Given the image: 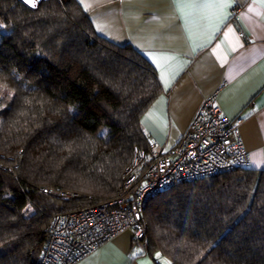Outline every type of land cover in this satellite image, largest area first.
Segmentation results:
<instances>
[{
  "label": "trees",
  "instance_id": "16d2710c",
  "mask_svg": "<svg viewBox=\"0 0 264 264\" xmlns=\"http://www.w3.org/2000/svg\"><path fill=\"white\" fill-rule=\"evenodd\" d=\"M0 24V264H40L54 214L126 194L123 171L150 145L139 119L161 88L77 0H0ZM143 213L148 252L168 264H264V168L178 182Z\"/></svg>",
  "mask_w": 264,
  "mask_h": 264
},
{
  "label": "crops",
  "instance_id": "0c3cea01",
  "mask_svg": "<svg viewBox=\"0 0 264 264\" xmlns=\"http://www.w3.org/2000/svg\"><path fill=\"white\" fill-rule=\"evenodd\" d=\"M77 1L99 36L131 45L155 70L161 91L139 119L150 145L170 151L202 100L215 95L227 119L243 120L247 167L264 168V0H216L226 6L208 9L177 8L174 0ZM159 257L126 229L75 264L167 261Z\"/></svg>",
  "mask_w": 264,
  "mask_h": 264
},
{
  "label": "built area",
  "instance_id": "2783aa9c",
  "mask_svg": "<svg viewBox=\"0 0 264 264\" xmlns=\"http://www.w3.org/2000/svg\"><path fill=\"white\" fill-rule=\"evenodd\" d=\"M19 1L35 9L47 0H36V7ZM242 121V118L227 119L216 105L215 95L204 98L185 133L170 151L162 153L149 145L148 151L135 152L122 174L121 187L126 194L52 216L40 264H75L126 229L146 247L143 209L151 196L181 181L247 166L248 152L238 130ZM42 191L58 198L77 197L75 193L55 192L51 188Z\"/></svg>",
  "mask_w": 264,
  "mask_h": 264
},
{
  "label": "snow or ice",
  "instance_id": "6c2138e0",
  "mask_svg": "<svg viewBox=\"0 0 264 264\" xmlns=\"http://www.w3.org/2000/svg\"><path fill=\"white\" fill-rule=\"evenodd\" d=\"M25 4L30 5L31 7H36V0H23ZM81 3L84 2V0H80ZM177 8H183V7H192L194 9H200V8H219L226 5H221L220 3L216 2V0H205L203 3H197L195 0L190 5H185L181 3V0H174ZM87 10V9H86ZM5 26L3 24H0V29L4 28ZM98 31H102L101 29H98ZM167 82H166V88H167ZM13 93L8 92L7 97L9 100L12 99ZM71 110V109H70ZM157 257H159V253H157ZM164 264H168L167 261H164Z\"/></svg>",
  "mask_w": 264,
  "mask_h": 264
},
{
  "label": "rangeland",
  "instance_id": "374dc122",
  "mask_svg": "<svg viewBox=\"0 0 264 264\" xmlns=\"http://www.w3.org/2000/svg\"><path fill=\"white\" fill-rule=\"evenodd\" d=\"M160 258V257H159Z\"/></svg>",
  "mask_w": 264,
  "mask_h": 264
}]
</instances>
